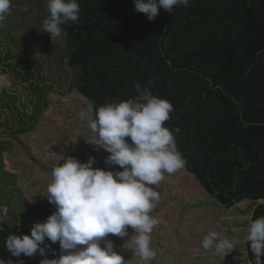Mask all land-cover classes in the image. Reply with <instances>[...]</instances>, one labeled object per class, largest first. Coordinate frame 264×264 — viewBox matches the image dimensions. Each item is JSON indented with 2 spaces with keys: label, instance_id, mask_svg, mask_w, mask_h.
<instances>
[{
  "label": "trees",
  "instance_id": "trees-1",
  "mask_svg": "<svg viewBox=\"0 0 264 264\" xmlns=\"http://www.w3.org/2000/svg\"><path fill=\"white\" fill-rule=\"evenodd\" d=\"M78 3V22L62 25L70 65L79 70L71 88L79 101L67 114L75 115L93 101L97 107L126 101L138 84L149 88L173 105L164 126L186 159L183 170L213 200L197 205L235 208L237 216H248L250 222L264 215V204L257 206L264 198V0H189L187 7L173 6L172 13L161 8L151 21L134 10L133 0ZM30 78L22 80L40 99L45 88L32 85ZM41 106L34 104L36 114L47 107L43 104L39 111ZM25 110L14 134L25 133L32 120L33 113L29 117ZM100 150L105 160L109 153ZM242 203L243 209H237ZM26 232L3 220L0 258L40 264L44 257L39 252L15 258L4 246L7 236ZM57 246H52L54 253L46 249L47 258H57ZM245 250L254 264L248 242Z\"/></svg>",
  "mask_w": 264,
  "mask_h": 264
},
{
  "label": "rangeland",
  "instance_id": "rangeland-1",
  "mask_svg": "<svg viewBox=\"0 0 264 264\" xmlns=\"http://www.w3.org/2000/svg\"><path fill=\"white\" fill-rule=\"evenodd\" d=\"M46 3L47 0H12L11 12L0 29V206L6 209L4 220L28 235L34 224L46 221L50 215L47 209L55 208L47 200L46 188L58 162L62 164L68 157L87 162L94 157V168L111 169L104 163L101 150L86 142L92 133L87 122L79 119L80 112L67 114L79 101L71 90L79 70L70 65L63 37L53 43L50 34L43 33L42 22L49 15ZM25 76L31 77L32 85L45 88L40 99L32 96L29 83L22 80ZM33 103L42 105L39 111L43 104L47 107L36 114ZM82 107L88 108L85 104ZM23 110L29 117L33 113L32 120L24 127L25 133L14 134ZM154 188L161 195L152 213L159 221L151 234L158 255L149 264H251L244 241L248 226L241 227L249 225L250 217L237 216L235 208L197 205L213 200L186 170L166 174ZM236 208L243 209V203ZM235 224L237 229L230 231ZM211 231L220 237L229 233L228 237L235 241V249L224 259L201 247ZM133 234L129 227L127 236L109 234L106 239L129 260L128 264H141L129 241ZM45 244H50L51 249L55 246L47 238ZM57 244L55 255L59 258L61 249Z\"/></svg>",
  "mask_w": 264,
  "mask_h": 264
},
{
  "label": "clouds",
  "instance_id": "clouds-1",
  "mask_svg": "<svg viewBox=\"0 0 264 264\" xmlns=\"http://www.w3.org/2000/svg\"><path fill=\"white\" fill-rule=\"evenodd\" d=\"M133 4L135 11L146 14L151 21L161 8L172 13L173 6L187 7L189 0H133ZM11 8L12 0H0V29L4 28ZM46 8L49 15L42 22L43 33L50 34L54 43L65 35L62 25L78 22L81 8L78 0H47ZM135 93L119 103L105 102L97 107L94 101L90 102L79 113V119L87 122L92 133L86 142L109 153L105 164L122 170L94 168V157L87 162L75 157L64 159L62 164L58 162L46 188L47 200L56 210L45 222L34 224L30 235L7 236L4 246L12 257H31L39 252L44 257L40 264H128L129 260L106 237H125L129 227L134 230L129 241L134 244V254L140 257L141 264H149L157 257L151 234L159 221L152 213L161 195L154 186L166 174L171 176L183 170L187 162L175 135L164 126L173 105L139 84ZM261 204L264 198L258 200L257 206ZM5 212L0 206V224ZM46 238L52 244L59 243V258H47L46 249H51V245L45 244ZM246 242L254 253V264H264V215L251 220ZM201 247L224 259L235 249V241L211 231L203 238ZM0 264H13V260L0 258Z\"/></svg>",
  "mask_w": 264,
  "mask_h": 264
},
{
  "label": "crops",
  "instance_id": "crops-1",
  "mask_svg": "<svg viewBox=\"0 0 264 264\" xmlns=\"http://www.w3.org/2000/svg\"><path fill=\"white\" fill-rule=\"evenodd\" d=\"M244 223V222H243ZM250 224V223H249ZM229 231V230H228ZM231 231V230H230ZM245 231H243V233H244ZM242 233V234H243ZM230 234H231V232H230ZM228 235H229V233L228 234H224V236L223 237H225V236H227L228 237ZM235 235V234H234ZM246 240V237H245V239H244V241Z\"/></svg>",
  "mask_w": 264,
  "mask_h": 264
}]
</instances>
